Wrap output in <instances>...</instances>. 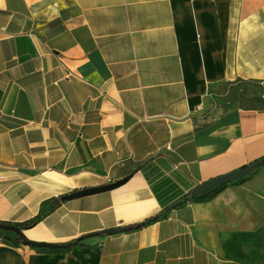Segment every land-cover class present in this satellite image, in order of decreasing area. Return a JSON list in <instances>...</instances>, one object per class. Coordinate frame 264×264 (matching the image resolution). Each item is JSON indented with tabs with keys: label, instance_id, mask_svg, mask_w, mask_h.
<instances>
[{
	"label": "crops",
	"instance_id": "0c3cea01",
	"mask_svg": "<svg viewBox=\"0 0 264 264\" xmlns=\"http://www.w3.org/2000/svg\"><path fill=\"white\" fill-rule=\"evenodd\" d=\"M239 82L264 85V0H0V224L132 175L23 230L68 244L261 161L264 111L223 103ZM196 200L83 248L0 239V264H264V166Z\"/></svg>",
	"mask_w": 264,
	"mask_h": 264
},
{
	"label": "water",
	"instance_id": "95a60500",
	"mask_svg": "<svg viewBox=\"0 0 264 264\" xmlns=\"http://www.w3.org/2000/svg\"><path fill=\"white\" fill-rule=\"evenodd\" d=\"M263 164H264V160L257 161V162H255V163H253V164H251L245 168L239 169V170L234 171L232 173H229L227 175H223L221 177H218V178L212 179L210 181L204 182L191 192V197L197 198V197L202 196V195H204L210 191H213V190L225 187L231 183L240 181V180L248 177L249 175H251L255 170L260 168ZM131 178H132V175H129L123 179L109 183V184L104 185V186L76 191V192L71 193L69 195L63 196L62 201L67 202V201L77 200V199H81L84 197L93 196V195H97V194H101V193H105V192H110V191L116 190V189L120 188L121 186L125 185ZM175 207H176V205H173V206L169 207L168 210L171 211ZM137 228H138V225L116 228V229H109V230H105L103 232L94 233V234L84 236L83 239L84 238L89 239V238H93V237L101 236V235L113 236V235L128 233V232H131ZM0 230H10V231L17 233L22 240V245L25 247H30L33 249H41V250H50V251H59V250H64V249L69 248V245H67V244H60V245L59 244H46V243H36V242L29 241L25 238V236L23 235V232L21 230H19L18 228H15V227H8V226H4V225L0 224Z\"/></svg>",
	"mask_w": 264,
	"mask_h": 264
},
{
	"label": "trees",
	"instance_id": "16d2710c",
	"mask_svg": "<svg viewBox=\"0 0 264 264\" xmlns=\"http://www.w3.org/2000/svg\"><path fill=\"white\" fill-rule=\"evenodd\" d=\"M264 160V158L262 159ZM264 164L261 166L263 167ZM255 172V171H254ZM62 197H57V198H52L50 200H48L45 205L43 206L41 212L39 213V215L28 221L25 222L23 224H7V223H3L1 225L4 226H8V227H15L18 228L19 230H21L23 232V230H27L29 228H33L34 226H36L37 224H39V222H41L47 215H49L50 213H52L53 211H55L56 209H58L64 202L62 201ZM196 198H192L191 194H187L184 197H182L181 199H179L178 201L172 203L171 205H169L168 207L164 208L163 211L158 214L155 217H151L149 219H147L146 221L137 224L138 228L134 229L133 231H139L147 226H150L152 224H155L157 222H160L161 220L167 218V216L170 214L168 208L176 205V207L173 210L182 208L184 206H186L188 203L191 202H196ZM136 226V225H135ZM132 232V231H131ZM0 239L6 241L9 244H12L13 246H21L22 245V240L19 237V235L13 231L10 230H0ZM86 239L83 237L78 238L76 240H73L72 242H69L67 245H69L68 250H72V249H77V248H83L86 247L87 244L85 243ZM53 253V252H51Z\"/></svg>",
	"mask_w": 264,
	"mask_h": 264
},
{
	"label": "rangeland",
	"instance_id": "374dc122",
	"mask_svg": "<svg viewBox=\"0 0 264 264\" xmlns=\"http://www.w3.org/2000/svg\"><path fill=\"white\" fill-rule=\"evenodd\" d=\"M264 85L239 82L228 86L223 103L229 108L255 109L264 111Z\"/></svg>",
	"mask_w": 264,
	"mask_h": 264
},
{
	"label": "built area",
	"instance_id": "2783aa9c",
	"mask_svg": "<svg viewBox=\"0 0 264 264\" xmlns=\"http://www.w3.org/2000/svg\"><path fill=\"white\" fill-rule=\"evenodd\" d=\"M0 179H2V178H0Z\"/></svg>",
	"mask_w": 264,
	"mask_h": 264
}]
</instances>
